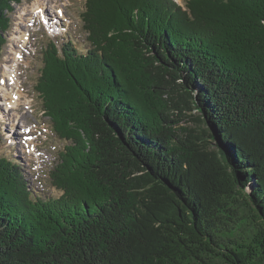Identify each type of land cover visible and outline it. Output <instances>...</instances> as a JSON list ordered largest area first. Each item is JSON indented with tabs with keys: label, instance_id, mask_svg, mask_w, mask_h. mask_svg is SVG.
Wrapping results in <instances>:
<instances>
[{
	"label": "trees",
	"instance_id": "1",
	"mask_svg": "<svg viewBox=\"0 0 264 264\" xmlns=\"http://www.w3.org/2000/svg\"><path fill=\"white\" fill-rule=\"evenodd\" d=\"M82 23L36 85L59 194L0 151V264H264V0H86Z\"/></svg>",
	"mask_w": 264,
	"mask_h": 264
},
{
	"label": "rangeland",
	"instance_id": "2",
	"mask_svg": "<svg viewBox=\"0 0 264 264\" xmlns=\"http://www.w3.org/2000/svg\"><path fill=\"white\" fill-rule=\"evenodd\" d=\"M37 1L29 0L13 3V13L6 12L10 26L4 34V38L7 39L8 43L1 51L0 74L4 71L5 65H9L12 62L11 60H13L11 49L17 44V42L15 43V39L18 31H21L19 28L24 27L22 20L24 11H28ZM39 1L44 2L43 5L52 7L58 6L61 0ZM68 5L63 13L65 21L61 18L64 21V25L59 27V33H56L57 31L54 26L47 28L44 26L45 24H42L44 15L49 13L47 8L42 12L43 18L40 14L32 17L31 15L28 16V22L25 23L28 29L25 33L28 34L27 44L25 47L23 44H20L17 47L18 49H15V52L19 54L20 61L18 60V68L15 75L17 81L16 87L14 86L12 89L13 92H17V94L22 96V103L16 112L20 117H23L24 123L20 122L17 128L16 125L12 127L11 121L14 118L12 119L8 112H4L3 105L0 107V134L4 135L2 137V145L0 146L1 154L14 158L20 164L23 169L22 172L25 176L26 185L32 193L42 198L59 194L52 188L50 173L54 170L59 160V152L64 146V143L52 132L51 118L44 115L41 99L36 93V85L42 67L43 52L51 41L55 42L58 47L63 46L64 42H67L70 38L77 48L84 47V44H86V34L84 33L82 23V13L85 11L86 0H70ZM31 24L32 26H29ZM2 76L0 77L1 79ZM198 115V113L194 112V116ZM21 123L30 127L36 126L37 128L36 133L32 135V138L35 140L31 145V149L35 151L32 154H29L31 152L29 151L30 148L22 144L24 140L20 134L22 130ZM178 127L183 129L192 128L201 134L207 128L205 124L196 123L188 118L180 122ZM15 132L17 134L14 135ZM203 136L209 142L208 146L211 150H217V142L204 134Z\"/></svg>",
	"mask_w": 264,
	"mask_h": 264
},
{
	"label": "bare ground",
	"instance_id": "3",
	"mask_svg": "<svg viewBox=\"0 0 264 264\" xmlns=\"http://www.w3.org/2000/svg\"><path fill=\"white\" fill-rule=\"evenodd\" d=\"M64 1H66V0H61L60 3L58 2L59 3L58 6H52L51 7V6L43 5L44 2H41L38 0L28 11H24V13L22 15L24 27L19 28L22 32L18 31V34L16 35V39H15V43L17 42V44L14 45L15 47L14 48L12 47V49H11L13 60H11L12 62L9 65H5L4 71H2L0 74V77L2 76V74H4L2 76V79L0 78V107H1V105H3L4 106L3 109L5 110L4 112H8L11 115L12 119L14 118L13 121H11L12 127L16 125V128H17V127H19L20 122L24 123L23 117H20V115L16 112L17 110H19V108H20L19 106L22 103V101H21L22 96L17 94V92H13L12 87H14V86L16 87L17 81L15 78V75H16L17 68H18V60L20 61V57H18L19 54L15 52V49L20 44H23L25 47L27 44V41H28V39H27L28 34H25L28 31V29H27V25L25 23L28 22V19H29L28 16H30V15L32 17L36 14L37 15L40 14V16L42 17L43 10H46L45 8H47L49 10V13L44 15L43 23L45 24V26L47 28H52L54 26L55 30L57 31L56 33H59L60 32L59 27L61 25H64L63 20L65 21V18L63 17L64 9L69 6L68 4H69L70 0H68L66 2H64ZM36 131H37L36 126L30 127V126H27L26 124H22V130L20 131V134L23 136L22 138L24 140V142L22 144L24 146H27L28 148H30L29 151H31V152H29V154H32V152H35L33 149H31V145L35 141L32 138V135H34V133H36ZM15 134H17V133L15 132L14 135ZM24 149H26V148H24Z\"/></svg>",
	"mask_w": 264,
	"mask_h": 264
},
{
	"label": "water",
	"instance_id": "4",
	"mask_svg": "<svg viewBox=\"0 0 264 264\" xmlns=\"http://www.w3.org/2000/svg\"><path fill=\"white\" fill-rule=\"evenodd\" d=\"M195 112L200 115V113L198 111L195 110ZM204 119H206V118L204 117ZM206 126H207L208 129H210V133L212 132V136H211V138L210 137L209 138L212 139V140H214L215 142H217V149H219L218 141H217V138H216V135H215L213 129L210 126H208V124H206Z\"/></svg>",
	"mask_w": 264,
	"mask_h": 264
}]
</instances>
